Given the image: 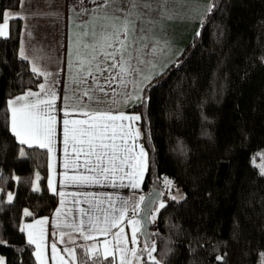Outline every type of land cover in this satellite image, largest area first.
<instances>
[{
  "label": "trees",
  "instance_id": "1",
  "mask_svg": "<svg viewBox=\"0 0 264 264\" xmlns=\"http://www.w3.org/2000/svg\"><path fill=\"white\" fill-rule=\"evenodd\" d=\"M20 3L0 0V23L3 13ZM204 3L215 7L211 13L207 8L195 13L194 21L163 20L181 33L178 53L152 81L154 86L145 89V102L125 109L141 117L137 130L147 153L142 188L160 189L165 201L155 229L151 226L150 246L155 244L153 255L161 264H264V176L255 166L264 153V0ZM21 31L22 19L11 18L8 36L0 37L4 264H37L20 227L50 215L56 205L47 187L46 149L20 145L10 131L7 101L42 81L19 54ZM165 178L183 192V199L168 197ZM25 209L32 215L24 216ZM75 254L76 264L112 262L99 255L90 260L81 246ZM132 264L153 262L141 249Z\"/></svg>",
  "mask_w": 264,
  "mask_h": 264
},
{
  "label": "snow or ice",
  "instance_id": "2",
  "mask_svg": "<svg viewBox=\"0 0 264 264\" xmlns=\"http://www.w3.org/2000/svg\"><path fill=\"white\" fill-rule=\"evenodd\" d=\"M81 5L79 11L76 12L77 17L87 16L88 19L82 21L78 27L83 31L80 33L77 41V56L75 61L70 60V67L73 63L77 66V76L74 78V83L86 84L89 79L92 81V86L83 90L82 96L77 98V102L80 107L77 109L83 112L87 119L84 120H72L68 119V111H65L64 119V133H65V145L69 140L75 145L79 143L87 146L86 155L88 157H95L96 162L92 163L91 159L86 160L85 167L96 172L97 174L107 175H120L121 180L127 178L129 180L128 187L137 189L143 181L144 173L147 171V153L142 145H136L139 151H134V148L127 143V138H131L136 141L140 137L139 130H136L133 134V123L141 119L140 115H112L108 110H93L91 105L96 104H113L120 103V101L114 98L117 95L125 97L123 103H128L130 100H136L140 103L145 102V97L142 95L145 89L153 87L152 81L157 77L165 73L169 64L163 66H157L152 59L157 51V45L144 43L148 37V33L157 25H162L165 19H174L172 15V8L170 4L174 0H90V3L94 5L93 8H84L83 0H78ZM215 4H211L208 7V13H211ZM75 11V8L72 9ZM158 17V19H157ZM13 19L23 18L13 16ZM203 23V22H202ZM9 34V13H3V22L0 23V37H7ZM197 35H200L197 32ZM83 49V54H81ZM21 58L28 59L24 55L23 48H21ZM71 55V51H70ZM144 66H148L151 70L147 73L144 70ZM32 72L44 75L47 77L50 73L42 72L37 66L33 65ZM81 73L83 76L81 77ZM106 74V75H105ZM131 77V79H129ZM103 79L104 83L100 81ZM132 83L134 86L133 93L117 92L116 88L112 85L116 84L120 89H126L127 85ZM105 85L111 92L105 90ZM41 91H44L45 85H40ZM102 94V95H101ZM45 95H48L47 93ZM88 98L87 102L81 103L82 97ZM29 97H36L34 101H30ZM56 94L51 92V98L48 100L40 99L38 93L31 91L24 95L17 96L14 99L7 101L8 109L11 113L10 131L15 137L16 141L20 145H28L32 147L33 144L40 148H47L49 153H52V120L54 117L47 115V113L53 108ZM65 100H70V97L66 96ZM69 105H66V108ZM87 109V110H86ZM117 121H128L127 131H125V125L123 123L117 124ZM123 141L117 143V140ZM150 139V137H149ZM76 151L75 147L73 148ZM81 148L80 151H84ZM25 155L24 149H20V156ZM79 156V152L77 153ZM261 163L255 165L259 169V174L264 176V153L259 154ZM105 161L110 167H105ZM68 164L65 163L64 167L67 169ZM14 179H18L13 177ZM37 180L39 176L37 175ZM95 176L79 175L68 176L65 174L61 184L75 183V184H89L99 183ZM166 187L171 186V181L165 178ZM49 188L55 192L53 187V181L49 179ZM33 191H38V188L33 186ZM60 196L63 198L64 193L61 192ZM144 197H140V202L144 201ZM176 200V197H172ZM181 199H183L181 197ZM13 200V194H8V202ZM108 208H102L100 205L103 201L96 204V211L100 212L103 216L101 221L100 216L94 215L91 212L87 214L88 230L99 232L101 235H107L112 228L118 227L119 224L124 221L128 212L127 200L121 201L117 206L116 201L109 196L107 198ZM63 203V199L61 201ZM165 204L161 203L160 208H164ZM139 210V203H137L133 210V216L136 211ZM60 213V209H57V214ZM32 213L27 209L24 210V216H31ZM155 217H153L154 219ZM36 224L45 223L44 220H38ZM132 225V244L136 243V227L135 219L128 221ZM85 222L82 220L80 225H73L78 230L82 231ZM34 225L27 224L20 227L21 232L32 229ZM121 227L116 234V251H122L118 247L120 243V234L123 233ZM28 244L36 245V256L39 264H46V260L41 252V240L43 233L41 231L40 236L37 237L32 231L27 232ZM94 237L85 235L84 239L89 240ZM6 243L0 240V244ZM108 240L104 241L103 257L105 260L109 256L112 257L111 264H115V255L109 250ZM127 243V241H125ZM52 251L54 253L53 259H55L56 246L52 245ZM72 257V264H76V254L74 249H67ZM89 259H93L97 256L98 249L94 246L84 250ZM144 251L148 252L153 264H161L156 260L152 253L156 251L155 244H152L150 248L146 246ZM132 255L136 256L135 249H132ZM264 256V253L261 254ZM223 257L218 256L217 260H222ZM63 261V257H61ZM0 264H4L3 258L0 257ZM66 264V262H64ZM120 264H132L131 260H128L126 256L120 257Z\"/></svg>",
  "mask_w": 264,
  "mask_h": 264
},
{
  "label": "crops",
  "instance_id": "3",
  "mask_svg": "<svg viewBox=\"0 0 264 264\" xmlns=\"http://www.w3.org/2000/svg\"><path fill=\"white\" fill-rule=\"evenodd\" d=\"M23 1L24 0H21V3H23ZM25 1L26 2L24 3V6L27 13H32L33 11H35V8H37L39 11L40 7L44 6L46 3V0ZM76 1L77 0H52L53 3L59 4L60 12H62L64 16L69 15L70 17H73L70 20L74 19L73 21L78 22L81 16L77 17L76 12L79 11L81 5H76ZM82 6L88 9L94 7V5L90 3V0H83ZM19 7L17 9H19ZM73 8H75V11L72 10ZM13 16L22 17L19 15H12L11 17L9 16V19H11ZM21 19L22 31L20 36L19 54L21 53V48H23L24 55L28 57L31 68L33 67V65H35L42 72L51 74L47 77H45L44 75H40L42 77V81L38 85V87L34 90H28L21 95H24L25 93L31 91L33 93H38L40 99L48 100L51 98L52 91H54L56 94L53 108L47 113V115L54 117L51 124V147L53 151L52 153H49L48 149L44 148L46 149L48 155L47 187L49 191L56 196V205L50 215L42 216L30 221H23L22 225H34L32 229L26 230L24 232L27 241L28 231H32L35 235H37V237L40 236V233L42 231L43 236L41 240V252L46 260V264H64V262H66V264H72L71 255L67 254L62 246L66 244L67 237H72L74 234L77 235L82 232L81 230H78L77 227H73V225L79 226L80 222L83 220L85 222L83 231H89L87 225L88 216L87 214L82 215V212H91L94 215L100 216V219L102 221L103 216L100 212L96 211L95 207L98 202L103 201L100 207L106 209L108 208L107 198L109 196H111L116 201L117 206L120 205L121 201L127 200L128 212L124 221H122L118 227L112 228L106 236L110 237L116 231H119L121 227L126 231H128V229H132V225L128 223V221L131 219H135L136 227L138 229L140 222H138L139 220L137 219L136 215L140 211V197L144 196L146 192L142 188L143 181L140 184L139 188L132 189L131 187H128L129 180L127 178L121 180L120 175H107V179H105L106 174H97L96 172L90 170V168H86L84 166L86 160L91 159L92 163L96 162L95 157H88L86 155V145H81L79 143H76L74 145L73 142L69 140L66 148L64 133L65 111H68L69 113L67 117L68 119H87V117L84 116L83 112L77 110L80 107V104L77 102V98L82 96V92L85 88L92 86L91 79H89L86 84L74 83V78H76L77 76V66L75 63H73L70 67V60H76L77 41L81 33V28L78 27L77 24H74L69 19L64 17L62 19L64 28L67 30L68 24L74 25V32H36V28L34 27V25L38 23H32L31 21H28L29 23H26L24 17ZM24 24L26 28H24ZM81 54H83V49H81ZM80 75L82 77L83 73H81ZM100 82L103 84V79H101ZM41 84L45 85L43 92L40 88ZM112 87L116 88L117 92L123 91L135 94L134 86L132 83H129L126 89H120L116 84H113ZM105 90L111 92V89H108L107 85H105ZM46 93L48 95H45ZM66 96L70 97V100L66 101ZM14 98L15 97L11 99ZM28 99L30 101H34L36 97H29ZM114 99L120 101V103H113L109 105L93 104L91 105V107L93 110H108L112 115H119L121 113H123L124 115H137L135 113L125 111V109L128 108L132 103L136 102V100H130L125 104L123 103L125 97L122 95H117ZM87 101L88 98L86 96H83L81 103ZM66 105H69V107L66 108ZM9 117L11 120L10 110ZM138 122L139 121L132 122L134 125L133 134L137 130ZM116 123H123L126 126L125 131H127V126L129 125L128 121H117ZM116 142L122 143L123 141L118 139ZM127 143L132 146L134 148V151L136 152L139 151V148L136 147V145H142L139 139L133 141L130 137L127 138ZM33 146L37 145L33 144ZM74 147L76 151L73 150ZM81 148H84L85 150L80 151ZM78 152L79 156L77 155ZM65 163L69 165L67 169L64 167ZM104 166L110 167L107 161H105ZM145 173L143 176V180L145 177ZM65 174L68 176H95L96 179L100 182L89 184H61V181L64 179ZM50 178L53 181L55 192L51 188H49ZM61 192L64 193L63 198L60 196ZM62 199L63 203H61ZM137 203H139V210L136 211L135 216H133V210L135 209ZM57 209H60L59 214H57ZM38 220H44L45 223H43L42 225L36 224L35 222ZM53 244H55L56 246L55 259H53ZM139 244L140 243L137 242V247L139 246ZM32 245L34 247L35 253L36 245ZM97 255L103 257V253L100 249H98ZM61 257H63V261H61ZM34 258L36 260V263L39 264V261H37L35 255ZM134 258L135 256H132L128 258V260L131 259V261H133Z\"/></svg>",
  "mask_w": 264,
  "mask_h": 264
},
{
  "label": "rangeland",
  "instance_id": "4",
  "mask_svg": "<svg viewBox=\"0 0 264 264\" xmlns=\"http://www.w3.org/2000/svg\"><path fill=\"white\" fill-rule=\"evenodd\" d=\"M57 1V0H56ZM26 1L24 0L23 3H21L19 9L16 11L10 10L6 11L9 13V16L11 17L12 15H19L24 17V20L26 23H29L28 21H31L32 23H38L34 25L36 28V32H74V25L68 24V29L66 30L64 28L63 24V18L66 17L67 19H72L73 17L64 16L62 12H60L59 4L58 3H53L52 0H46V3L44 6L40 7V10L38 11L37 8H35V11L32 13L26 12L24 3ZM76 5L79 4L78 0L75 3ZM172 8V15L174 16V20H184V19H189V20H195V17L193 18L194 14L199 13L202 9L207 8L209 6L205 5L204 0H174L170 4ZM190 17V18H189ZM87 17L81 16L78 22L70 20L74 24L79 25L82 21L87 20ZM158 19V17H157ZM68 20V21H69ZM69 23V22H68ZM24 28L25 24H24ZM25 30V29H24ZM83 29L81 28V32ZM26 32V31H24ZM181 33L176 32L175 28L173 27H167L165 24L162 25H157L155 26L152 31L148 33L147 39L144 41V43L149 44L151 46L152 44L157 45V51L153 57H149V59H152L153 62L157 66H163L164 64H169L172 59L175 57V55L178 53V40L180 39L179 35ZM197 34V33H196ZM144 70L147 73L151 69L148 66H144ZM131 79V77L129 78ZM167 188V195L169 198L176 197L177 200L181 199V197L184 196L182 191H179L173 183H171L170 187ZM6 195V199L8 200V194ZM162 194V192H161ZM165 203L164 200H159L156 203V206L153 210V212L150 215V220L152 223V229H155V220H156V215L157 211L160 209V204ZM153 217H155L153 219ZM139 222V221H138ZM130 228V226H129ZM139 229L140 225L138 228V231L136 232V243L132 244V229H128V231L124 230L123 233L120 234V243L118 247L122 249V251H116L117 243H116V234L119 231H116L113 235L105 236L101 235L99 232H94V231H83L80 234H74L72 237H67L66 244L63 245L62 247L64 248L65 252L67 254H70L67 249H74L77 246H81L84 250L87 248L95 247L97 249H100L101 252H104V241L108 240L111 243L109 244V250L113 252L115 255V264H120V257L121 256H126V258L132 257V249H135L136 253L140 251L141 249L143 250L144 254L146 255V258L148 260H151L148 252L144 251L146 248L145 246L137 247V242L140 243L141 237L139 235ZM89 235L94 237L93 239L85 240L84 236ZM127 241V243H125ZM144 245V244H143ZM137 256V254H136ZM135 256V258H136ZM152 256L153 253H152ZM111 257V256H109ZM134 258V259H135ZM134 259L132 262H134ZM131 260V259H130Z\"/></svg>",
  "mask_w": 264,
  "mask_h": 264
},
{
  "label": "water",
  "instance_id": "5",
  "mask_svg": "<svg viewBox=\"0 0 264 264\" xmlns=\"http://www.w3.org/2000/svg\"><path fill=\"white\" fill-rule=\"evenodd\" d=\"M143 197L145 199L140 203V211L136 217L140 222L139 235L143 240V244L145 247H150V235L152 234L150 215L156 203L162 199V194L160 189L152 188L146 192Z\"/></svg>",
  "mask_w": 264,
  "mask_h": 264
}]
</instances>
